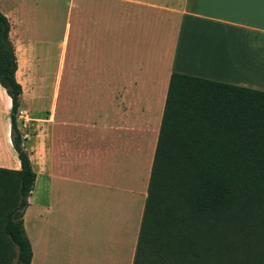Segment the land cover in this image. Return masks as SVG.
Returning <instances> with one entry per match:
<instances>
[{"label": "crops", "instance_id": "0c3cea01", "mask_svg": "<svg viewBox=\"0 0 264 264\" xmlns=\"http://www.w3.org/2000/svg\"><path fill=\"white\" fill-rule=\"evenodd\" d=\"M0 14L35 175L29 264H131L169 75L264 92V0H0ZM9 110L0 87V168L19 170Z\"/></svg>", "mask_w": 264, "mask_h": 264}, {"label": "trees", "instance_id": "16d2710c", "mask_svg": "<svg viewBox=\"0 0 264 264\" xmlns=\"http://www.w3.org/2000/svg\"><path fill=\"white\" fill-rule=\"evenodd\" d=\"M8 30L0 14V87L19 162L0 168V264H29L21 218L35 175L16 127ZM131 264H264V92L169 75Z\"/></svg>", "mask_w": 264, "mask_h": 264}, {"label": "rangeland", "instance_id": "374dc122", "mask_svg": "<svg viewBox=\"0 0 264 264\" xmlns=\"http://www.w3.org/2000/svg\"><path fill=\"white\" fill-rule=\"evenodd\" d=\"M48 35L50 36V39H52V42H53V41H56L60 37V32L57 30H54V31L49 32ZM51 49H52V52H54V48H51ZM17 121H18V119L16 116V127L18 129V124H17L18 122ZM18 131H19V129H18Z\"/></svg>", "mask_w": 264, "mask_h": 264}]
</instances>
